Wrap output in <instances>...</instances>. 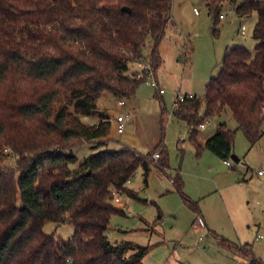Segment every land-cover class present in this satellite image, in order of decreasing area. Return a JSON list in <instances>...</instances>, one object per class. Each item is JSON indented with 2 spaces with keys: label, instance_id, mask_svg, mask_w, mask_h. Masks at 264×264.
<instances>
[{
  "label": "trees",
  "instance_id": "16d2710c",
  "mask_svg": "<svg viewBox=\"0 0 264 264\" xmlns=\"http://www.w3.org/2000/svg\"><path fill=\"white\" fill-rule=\"evenodd\" d=\"M206 2L215 35L225 0ZM171 12L172 0H0V264H142L149 247L108 239L111 218L124 216L114 193L136 198L126 185L139 168L145 184L152 167L166 174L165 148L145 156L101 149L80 162L74 150L103 145L109 136V115L97 110L100 97L128 101L146 83L132 66L148 60L154 72L160 68ZM234 13L256 15L253 53L226 51L203 97L186 100L174 116L187 125L197 155L207 150L221 161L233 156L236 132L251 147L264 135V0H246ZM226 112L236 129L220 122L201 147L199 125ZM92 116L95 125L82 122ZM6 157L15 158V168L3 164ZM170 180L197 212L180 175ZM47 223L71 225L72 237L46 235ZM223 243L248 264H263L250 246Z\"/></svg>",
  "mask_w": 264,
  "mask_h": 264
},
{
  "label": "rangeland",
  "instance_id": "374dc122",
  "mask_svg": "<svg viewBox=\"0 0 264 264\" xmlns=\"http://www.w3.org/2000/svg\"><path fill=\"white\" fill-rule=\"evenodd\" d=\"M244 1L236 0L232 4L225 0L220 11L224 21L220 20L218 33L214 35L206 0H172L171 18L176 30L168 28L159 46L163 63L154 72L164 94L160 96L145 82L140 85L135 96L141 95L146 100L139 106L143 112L136 105L134 109L130 105L118 107L120 102L127 100L119 101L110 94L99 100V109L105 108L112 122V136L118 137L115 133L117 116L130 113L125 134L140 142L142 149L151 150L161 143L160 147L168 154L169 172L159 174L152 167L145 186L139 168L126 185L136 198L114 193L123 204L125 215L111 218L108 239L113 243L149 247L142 264H248L229 250L224 241L238 248L250 246L255 257L264 264V178L257 176L258 171H264V135L251 147L243 134L236 132L232 155L239 162L227 159L231 165L228 168L224 161L207 150L197 155L189 141L187 125L172 114L177 93L203 97L205 85L218 75L226 51L243 47L253 53L252 31L256 15L240 19L234 13L236 6ZM131 69L140 71L138 64ZM105 98L110 99L106 101ZM199 116H203V111ZM98 121L96 116L82 119L86 125ZM220 122L230 131L236 129L230 113L226 112L221 119H210L209 125L199 130L197 141L203 142L204 137L216 132ZM101 149L105 148L84 143L76 149L74 157L80 162ZM3 164L15 168V158L6 157ZM177 174L182 179L183 194L193 197L189 199L197 203L201 216L173 190L170 179ZM158 213L161 220L156 226L154 221ZM198 217L204 221L202 229L195 224ZM143 222L157 233L153 234L146 227L143 230ZM43 232L54 235L56 240L68 241L73 235V227L47 223ZM257 236L262 237L259 242L254 241Z\"/></svg>",
  "mask_w": 264,
  "mask_h": 264
},
{
  "label": "built area",
  "instance_id": "2783aa9c",
  "mask_svg": "<svg viewBox=\"0 0 264 264\" xmlns=\"http://www.w3.org/2000/svg\"><path fill=\"white\" fill-rule=\"evenodd\" d=\"M195 14H197V12H194ZM220 19H223V16L220 17ZM149 47V45H148ZM140 67V71L138 73V79H143L145 78L146 83L152 88L154 89L160 96H162L164 94V90L158 85L156 78H155V73L152 69V64L151 62H149L148 60H142L141 63L139 64ZM195 98V96L193 95H180L179 93H177L175 95V102L173 104V108H172V114L173 116H175L176 113H178L180 111V107L181 105L186 101V100H193ZM120 106H124L123 102L119 103ZM130 121V114H124V115H120L117 116V118L115 119V131L118 135H122L126 129V125L129 123ZM209 121L210 119H207L206 121H204L201 125H199L198 130H204L206 128L207 125H209ZM152 158L157 161L159 159V154L156 153L154 155H152ZM224 165L228 168H231V165L228 161H224L223 162ZM257 176L258 177H262L264 178V171H258L257 172ZM130 183V182H128ZM127 183V184H128ZM113 202L115 204H119L120 200L119 198L116 197V195L114 194V200ZM196 226L198 228H204L205 224L204 221L198 217L197 221H196ZM262 239L261 236H257L254 241L255 242H259ZM67 264H70V261H67Z\"/></svg>",
  "mask_w": 264,
  "mask_h": 264
},
{
  "label": "crops",
  "instance_id": "0c3cea01",
  "mask_svg": "<svg viewBox=\"0 0 264 264\" xmlns=\"http://www.w3.org/2000/svg\"><path fill=\"white\" fill-rule=\"evenodd\" d=\"M237 17V16H236ZM222 21H224V18L221 20V22ZM171 27V29H174V30H176V26H175V23L173 22V20H172V25L170 26ZM169 46V45H168ZM170 47V46H169ZM159 56H160V59H161V61H162V57H163V52H159ZM162 63H163V61H162ZM155 78H156V75H155ZM156 81H157V83H158V85H159V82H158V80H157V78H156ZM160 86V85H159ZM185 95H193V96H196L194 93H186ZM103 97H105V96H102L100 99H102ZM99 99V100H100ZM104 99V98H103ZM106 99V101H109V99L110 98H105ZM97 101V110L101 113V112H106V110H105V108H103V109H99V105H98V103L100 102V101ZM146 100L145 99H143V97L141 96V95H138L137 97L135 96L133 99H131V100H128V101H126L125 103H124V106H119V104H118V107H120V108H125L126 107V105H130L133 109H134V106L136 105V108L138 107V110H140V112H143V111H141V108L139 107L140 105H141V103H143V102H145ZM127 103V104H126ZM102 110H105V111H102ZM109 112V111H108ZM107 113V112H106ZM130 114V113H129ZM114 121V120H113ZM136 122H137V119H136ZM110 123H111V129L113 128V126H112V122L110 121ZM92 125H95V124H92ZM221 125V123H219V125L218 126H220ZM216 132H217V130H216ZM216 132H214L213 134H211L210 136H208V137H204L205 139H204V141L203 142H198L199 143V145L201 146V147H204V145H205V143H206V141L210 138V137H212ZM111 133V132H110ZM109 133V135L110 136H108L106 139H104V140H102V141H104V143H103V145H101V147L102 148H105V149H110V148H114V147H116V148H120V150H122V149H131V150H133V151H135L137 154H139V155H141V156H145V155H147V154H149L154 148H156V147H158L161 143H159L156 147H154L153 149H151V150H147V149H142L141 147H140V142H136L132 137H130V136H128V135H126L125 134V131H124V133L122 134V135H118L117 133H116V131H115V133H116V135L118 136V137H116V136H112L111 134ZM263 137V136H262ZM199 141V140H198ZM253 147V146H252ZM120 150H112V151H120ZM76 150H74V152H75ZM168 161H169V158H168ZM168 164H169V162H168ZM224 164V163H223ZM169 166V165H168ZM156 169V168H155ZM157 170V169H156ZM150 172H151V170H150ZM168 172H169V169H168ZM159 173V172H158ZM150 174V173H149ZM160 174V173H159ZM142 175H143V173H142ZM180 175V174H179ZM181 177V176H180ZM143 178H144V176H143ZM182 180V179H181ZM144 185L146 186L147 185V183L145 184V182H144ZM173 187V186H172ZM173 190H174V188H173ZM183 193V192H182ZM184 197L185 198H187V200L189 201V202H191V203H194V201H191L192 199H193V197H191L190 195H188V197H186L185 195H184ZM191 200H190V199ZM120 204V206H119V208H117V209H119V210H123L124 209V207H123V204H121V202L119 203ZM186 204V203H185ZM197 204V203H196ZM197 208H198V206H197ZM124 212V211H123ZM194 213H197V214H200V216H201V211L199 210V208H198V211L197 212H195V211H193ZM125 215V214H124ZM159 220H161V215H160V213H158V215H157V217H156V220L154 221L155 222V225L157 226L158 225V223H157V221H159ZM143 224H144V228H143V230L145 229V227H146V230H148L149 229V231L150 232H153V234H155V233H157L156 231L154 232V229H153V227H151V228H149V226L147 225V223L146 222H143ZM156 230V229H155ZM115 243H118L117 241H115ZM259 259V258H258Z\"/></svg>",
  "mask_w": 264,
  "mask_h": 264
},
{
  "label": "water",
  "instance_id": "95a60500",
  "mask_svg": "<svg viewBox=\"0 0 264 264\" xmlns=\"http://www.w3.org/2000/svg\"><path fill=\"white\" fill-rule=\"evenodd\" d=\"M122 11H123V12H126V13H128V14L130 13V10L127 9V8H123ZM231 160H233L235 163H238V162H239V160H238L235 156H232V157H231Z\"/></svg>",
  "mask_w": 264,
  "mask_h": 264
}]
</instances>
